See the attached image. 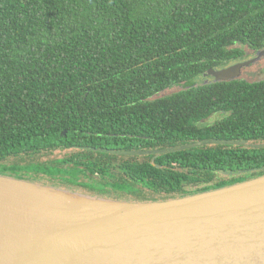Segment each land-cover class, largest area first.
Segmentation results:
<instances>
[{
  "label": "trees",
  "instance_id": "16d2710c",
  "mask_svg": "<svg viewBox=\"0 0 264 264\" xmlns=\"http://www.w3.org/2000/svg\"><path fill=\"white\" fill-rule=\"evenodd\" d=\"M244 47L264 0H0V175L126 202L263 175L264 79L203 76ZM211 139L245 145L161 152Z\"/></svg>",
  "mask_w": 264,
  "mask_h": 264
},
{
  "label": "water",
  "instance_id": "95a60500",
  "mask_svg": "<svg viewBox=\"0 0 264 264\" xmlns=\"http://www.w3.org/2000/svg\"><path fill=\"white\" fill-rule=\"evenodd\" d=\"M254 59L203 76L238 79ZM206 143L245 145L211 139L161 152ZM0 264H264V174L151 202L0 175Z\"/></svg>",
  "mask_w": 264,
  "mask_h": 264
},
{
  "label": "rangeland",
  "instance_id": "374dc122",
  "mask_svg": "<svg viewBox=\"0 0 264 264\" xmlns=\"http://www.w3.org/2000/svg\"><path fill=\"white\" fill-rule=\"evenodd\" d=\"M245 55L244 58H251L253 59L256 57L251 63L248 65H244L240 68L239 79L246 80L249 82L257 81L260 79H264V49L261 50H251L247 47H244ZM172 89L166 91L165 93L171 92ZM175 89H173L174 91Z\"/></svg>",
  "mask_w": 264,
  "mask_h": 264
},
{
  "label": "flooded vegetation",
  "instance_id": "af4514ba",
  "mask_svg": "<svg viewBox=\"0 0 264 264\" xmlns=\"http://www.w3.org/2000/svg\"><path fill=\"white\" fill-rule=\"evenodd\" d=\"M262 49H264V48H262ZM259 50H261V49H259ZM252 56H254V54H252ZM252 56H251V57H252ZM251 57H250V58L247 57V58H244V59H242V60L244 61V60L252 59ZM254 58H256V57H254ZM242 60H240V61H242ZM237 62H238V61H237Z\"/></svg>",
  "mask_w": 264,
  "mask_h": 264
}]
</instances>
